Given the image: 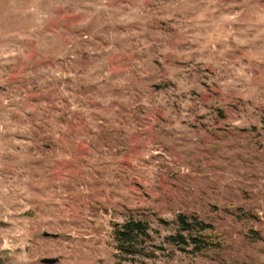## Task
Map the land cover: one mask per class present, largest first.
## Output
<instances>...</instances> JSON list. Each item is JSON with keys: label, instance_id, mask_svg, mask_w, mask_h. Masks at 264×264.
Here are the masks:
<instances>
[{"label": "rangeland", "instance_id": "obj_1", "mask_svg": "<svg viewBox=\"0 0 264 264\" xmlns=\"http://www.w3.org/2000/svg\"><path fill=\"white\" fill-rule=\"evenodd\" d=\"M0 264H264V0H0Z\"/></svg>", "mask_w": 264, "mask_h": 264}, {"label": "trees", "instance_id": "obj_2", "mask_svg": "<svg viewBox=\"0 0 264 264\" xmlns=\"http://www.w3.org/2000/svg\"><path fill=\"white\" fill-rule=\"evenodd\" d=\"M150 229L148 220L134 216L123 224L116 223L113 232L115 248L125 257L140 253L148 255L147 243L153 241ZM213 230V224L202 221L195 215L180 213L177 217V229L166 236V241L178 250L200 253L217 245L212 239Z\"/></svg>", "mask_w": 264, "mask_h": 264}]
</instances>
